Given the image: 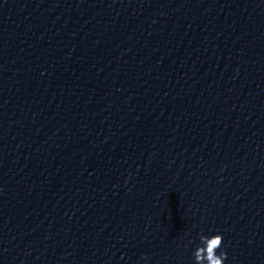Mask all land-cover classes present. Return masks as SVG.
<instances>
[{
	"label": "water",
	"instance_id": "water-1",
	"mask_svg": "<svg viewBox=\"0 0 264 264\" xmlns=\"http://www.w3.org/2000/svg\"><path fill=\"white\" fill-rule=\"evenodd\" d=\"M264 264V0H0V264Z\"/></svg>",
	"mask_w": 264,
	"mask_h": 264
},
{
	"label": "clouds",
	"instance_id": "clouds-1",
	"mask_svg": "<svg viewBox=\"0 0 264 264\" xmlns=\"http://www.w3.org/2000/svg\"><path fill=\"white\" fill-rule=\"evenodd\" d=\"M201 244L198 245L192 252L194 264H224L227 259V253L217 250L221 248L223 237L220 234L211 236H200Z\"/></svg>",
	"mask_w": 264,
	"mask_h": 264
}]
</instances>
